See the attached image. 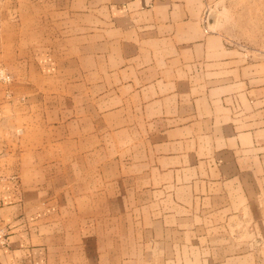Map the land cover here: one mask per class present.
<instances>
[{"label":"crops","instance_id":"0c3cea01","mask_svg":"<svg viewBox=\"0 0 264 264\" xmlns=\"http://www.w3.org/2000/svg\"><path fill=\"white\" fill-rule=\"evenodd\" d=\"M238 5L247 2L0 0V65L14 79L0 84V264H73L74 241L55 238L56 206L38 186L57 180L24 147L31 107L57 96L67 169L88 165L86 121L112 105L114 137L129 138L114 144L128 158L114 162L135 169L128 192L162 216L145 227L139 246L156 252L144 264H264V47L228 32Z\"/></svg>","mask_w":264,"mask_h":264},{"label":"rangeland","instance_id":"374dc122","mask_svg":"<svg viewBox=\"0 0 264 264\" xmlns=\"http://www.w3.org/2000/svg\"><path fill=\"white\" fill-rule=\"evenodd\" d=\"M243 1L247 2V6L234 7L232 15L228 17L230 20L228 32L232 33L234 38L243 39L248 45L264 47V0ZM0 67L7 70L2 65ZM9 74L12 76L11 82L3 83L8 86L14 81L13 75L10 72ZM10 96L13 97V93ZM57 97L56 99L47 97L51 99L48 103L46 102L47 98H42L37 101L35 106L33 104L30 110L32 120L27 121L29 128L26 129L27 136L24 146L25 149H32L31 144H34L37 151L35 152L36 157L45 158L41 166L44 167L41 169L42 176L47 177L46 179L57 180L54 184L38 185L42 193V200L48 202L50 199L51 203L56 206V211L51 213L52 222L56 224L55 232H53L56 234L55 238L74 241L72 252L69 253V256L73 257V264H144L142 256H145L146 250L150 253L151 250L154 251L153 255L156 252L155 248L144 249L139 246L144 242L142 240H145V227L154 224V221H160L162 216H159L158 212L160 211L143 209L144 199H140L139 192L137 198H135L134 191L128 192L129 177L131 173L134 177L135 169H129L123 166V163L119 165L114 162V159L123 161V158H128V154L123 156L122 151H115L114 144H117L118 147L121 145L119 148H124L127 146L129 138L121 135L114 137L115 125L112 109L108 108L112 105L106 104L103 120L86 121L85 125L89 123L88 126H91L88 145L90 151L84 153L89 155L88 165L83 169L78 167L67 169L64 167L66 156L64 151V105L58 100L59 96ZM29 102L36 101L31 98ZM26 106L29 109L31 105L27 104ZM54 115H58V118H54ZM120 123L123 124V121H117V124L120 125ZM125 123V127H129L128 121ZM19 127L25 130L23 126ZM40 128H46V131H41L38 136L40 144H37L33 141L32 135L35 130ZM96 144L99 147L98 161H96L97 153H93L91 149ZM100 147L104 149L103 154L100 152ZM48 159L53 161L52 169L46 167L51 162ZM73 164L75 165V158ZM116 181L119 183L118 185ZM81 195L87 199L88 211H81V198L78 199ZM71 198L72 201H70ZM69 207L76 211H69ZM7 235L9 238L8 233ZM83 237L87 241L82 242ZM85 242L89 243L85 244ZM58 246V249L64 251L63 242ZM57 255L63 258L65 253L58 252ZM86 257L88 263L85 262L84 258ZM60 261L62 260H58V262Z\"/></svg>","mask_w":264,"mask_h":264},{"label":"built area","instance_id":"2783aa9c","mask_svg":"<svg viewBox=\"0 0 264 264\" xmlns=\"http://www.w3.org/2000/svg\"><path fill=\"white\" fill-rule=\"evenodd\" d=\"M12 76L7 70L0 67V83H9ZM8 235L4 230H0V248L7 246Z\"/></svg>","mask_w":264,"mask_h":264},{"label":"water","instance_id":"95a60500","mask_svg":"<svg viewBox=\"0 0 264 264\" xmlns=\"http://www.w3.org/2000/svg\"><path fill=\"white\" fill-rule=\"evenodd\" d=\"M214 18H215V14L214 13H211L210 15H209V22L212 24V22H214V21H212V20H214Z\"/></svg>","mask_w":264,"mask_h":264}]
</instances>
